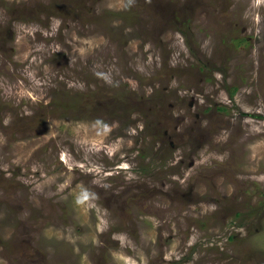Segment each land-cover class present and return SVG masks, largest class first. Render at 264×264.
I'll return each mask as SVG.
<instances>
[{"label":"rangeland","instance_id":"374dc122","mask_svg":"<svg viewBox=\"0 0 264 264\" xmlns=\"http://www.w3.org/2000/svg\"><path fill=\"white\" fill-rule=\"evenodd\" d=\"M0 264H264V0H0Z\"/></svg>","mask_w":264,"mask_h":264}]
</instances>
